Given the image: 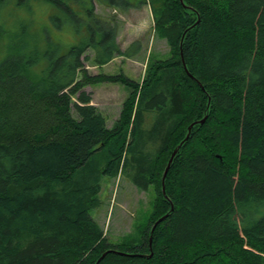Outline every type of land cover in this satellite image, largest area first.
Instances as JSON below:
<instances>
[{"label":"trees","instance_id":"1","mask_svg":"<svg viewBox=\"0 0 264 264\" xmlns=\"http://www.w3.org/2000/svg\"><path fill=\"white\" fill-rule=\"evenodd\" d=\"M44 1L72 12L65 0ZM99 1L121 10L149 4L170 56L152 61L141 82L90 75L89 48L99 67L132 57L116 28L95 16L93 0L89 37L78 44L53 46L48 30L43 50L32 40L8 43L0 60V264H96L110 250L99 264H264V0ZM103 83L130 91L112 128L86 91ZM179 145L165 197L163 173ZM129 153L135 185L152 186L155 198L141 238L115 244L91 211L102 175L117 177Z\"/></svg>","mask_w":264,"mask_h":264},{"label":"rangeland","instance_id":"2","mask_svg":"<svg viewBox=\"0 0 264 264\" xmlns=\"http://www.w3.org/2000/svg\"><path fill=\"white\" fill-rule=\"evenodd\" d=\"M65 2L71 13L56 3L44 0H31L29 7L17 6V0H8L0 9V29L5 32L3 39H0V60L6 55L7 45L12 40H32L43 50L49 43L45 30L51 33L53 46L60 44L63 50L88 38L86 13L90 7L89 0ZM93 3L95 16L110 22L116 28L118 45L123 52L132 54V57L117 56L107 65L99 67L94 63L95 50L89 48L85 54L89 61L84 63L90 75L123 73L130 79L141 82L152 61L169 58L170 46L155 32L149 4L121 10L108 7L99 0H93ZM74 12L78 19L72 15ZM51 16L62 22L52 21ZM86 91L92 93L93 103L106 118L107 127L112 128L120 117L122 106L130 94L129 89L122 84L103 83L88 86ZM147 117L151 119L153 114H148ZM149 123L148 120L145 126H150ZM127 157L128 164L117 177L102 175L98 195L100 204L91 211L92 217L105 231L108 241L115 244L127 240L137 242L141 238V231L152 214L155 198L152 186L147 190H140L135 185L136 166L133 155L129 153Z\"/></svg>","mask_w":264,"mask_h":264},{"label":"water","instance_id":"3","mask_svg":"<svg viewBox=\"0 0 264 264\" xmlns=\"http://www.w3.org/2000/svg\"><path fill=\"white\" fill-rule=\"evenodd\" d=\"M180 1L183 3V0H180ZM184 35H185V34H184ZM184 35H183V37H184ZM183 66H184L185 71L188 73V69H187L185 63H183ZM188 74H189V73H188ZM189 75H190V74H189ZM190 76H191V75H190ZM191 77H192V76H191ZM206 120H207V116H205L201 121H198V122H194V123H192V124L189 126V128H188V133H187V136H186L185 140H188V139H189L190 134H191V132H192V128H193L196 124L199 123V124H202V125H203V124L206 122ZM180 147H181V145H179V146L174 150V152L172 153V155H171V157H170V159H169V162H168V164H167V166H166V168H165V171H164V173H163V177H162V191H163V194H164L165 197H167L165 180H166V177H167V175H168V172H169V170H170V168H171V165H172V163H173V160H174L175 156L177 155V153H178ZM173 209H174V208H173V205H172L171 211H172ZM167 217H168V214L165 215V216H163L162 218H160V219L154 224V226H153V228H152V231H151L150 247H152V234H153L154 230H155L156 227H157L162 221H164ZM112 252H115V251L110 250V251H107L106 253H104V254L102 255V257L98 260V262H97L96 264H99V263L101 262V260H103L108 254H110V253H112ZM119 254H120V255H127V254H124V253H119ZM152 255H153V253L151 252L150 257H152Z\"/></svg>","mask_w":264,"mask_h":264},{"label":"crops","instance_id":"4","mask_svg":"<svg viewBox=\"0 0 264 264\" xmlns=\"http://www.w3.org/2000/svg\"><path fill=\"white\" fill-rule=\"evenodd\" d=\"M91 104L95 106V104L93 103V100H92V103H91ZM96 106H97V105H96Z\"/></svg>","mask_w":264,"mask_h":264}]
</instances>
